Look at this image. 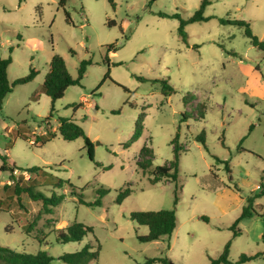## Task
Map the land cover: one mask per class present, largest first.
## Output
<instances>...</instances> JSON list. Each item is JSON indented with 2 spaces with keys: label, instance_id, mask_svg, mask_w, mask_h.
<instances>
[{
  "label": "rangeland",
  "instance_id": "1",
  "mask_svg": "<svg viewBox=\"0 0 264 264\" xmlns=\"http://www.w3.org/2000/svg\"><path fill=\"white\" fill-rule=\"evenodd\" d=\"M201 1L114 0L113 7L109 0H0V57H12L10 79L25 76L31 67L38 70L5 97L0 154L16 164V175L28 177L23 169L44 167L77 187L38 188L65 195L53 213L26 194L21 206L15 199L9 211L0 212V244L47 250L54 264H68L60 255L85 245L99 250L90 264H138L155 256H168L172 264H210L231 239L230 260L259 254L241 264H264V51L251 43L243 26L220 20H247L264 39V0H210L203 13L210 19L188 23L184 40L180 18L193 16ZM115 42L117 50L108 51ZM55 53L64 57L73 77L82 60L92 61L81 84L69 86L54 102L49 122L56 129L59 116L75 119L93 142L95 160L83 138L69 141L58 134L43 145L31 142L45 132L52 108L48 95L32 96ZM260 73L263 77L255 79ZM160 78L175 87L172 95H164L155 80ZM81 100L84 105L77 108ZM138 122L144 126L141 137L124 147ZM177 131L185 148L177 226L170 236L141 241L148 227L132 220L131 212L172 208L176 183H151L150 169L143 171L138 163L140 152L148 144L155 153L153 167L169 164ZM6 182L10 172L0 170V198ZM127 186L132 192L119 203ZM102 190L107 192L101 195ZM261 190L252 216L238 223L242 233L233 237V222ZM80 193L101 204L81 203ZM73 221L92 226L93 232L81 241L58 242L56 228Z\"/></svg>",
  "mask_w": 264,
  "mask_h": 264
},
{
  "label": "trees",
  "instance_id": "2",
  "mask_svg": "<svg viewBox=\"0 0 264 264\" xmlns=\"http://www.w3.org/2000/svg\"><path fill=\"white\" fill-rule=\"evenodd\" d=\"M155 1V0H152ZM62 0L61 3H63ZM111 5L114 7V0H109ZM210 4V0H202L199 9L188 19L180 18L179 33L184 40L187 39V32L185 26L188 23L196 21H204L210 19V17L204 16V9ZM171 17H178V14H173ZM222 23L236 24L245 28V34L250 38L251 43L260 50L264 51V39H260L251 29L250 22L244 19H220ZM67 21L72 23V19L67 12ZM113 22H111L112 24ZM117 42L111 43L107 46L108 51L115 52L117 50ZM109 62V58L107 57ZM12 62V57H0V111L3 109L5 97L11 93L14 88L19 84L27 83L34 79L38 70L34 67L30 68V72L25 76L18 77L14 80L10 79L9 66ZM92 64L91 59H84L80 62L78 67L77 76L73 77L68 71L66 61L60 54L55 53L49 62L48 71L45 74L44 81L39 88L37 93H34L32 98L38 99L40 94L48 95L52 100V108L50 115L44 120L46 122V130L42 134L36 135V140L33 144H46L52 139L56 138L57 135H61L65 140L73 141L78 138H83L86 146L88 147L89 157L91 160L94 159V145L91 138L87 135L85 129L75 119L67 116H59V124L56 129H53L49 120L53 116L54 102L62 98L65 95L66 90L71 85H80L81 80L86 74L88 65ZM107 73L106 77H109ZM137 76V75H136ZM140 81H146V77L137 76ZM157 82L162 84V90L164 95L169 96L175 92V87L166 78L155 79ZM185 102H189V97H185ZM84 102L81 100L77 103L76 107H82ZM119 113V111H114ZM145 113L140 114V119L143 121ZM143 124L136 123L135 131L129 141L123 143L124 147H129L132 141L138 140L143 133ZM254 125H250L249 130L251 131ZM18 135L23 136L18 133ZM244 136L241 139V143L245 139ZM203 144L206 146L205 140L201 138ZM173 145V158L169 164L158 165L153 167V159L155 157L154 149L145 144L140 152V156L143 160H139L138 163L143 171L149 170L151 183H156L162 179L171 180L176 183L175 186V198L172 208H163L159 210H139L133 211L130 214L132 220L136 221L139 225H145L148 227V232L145 235L139 236L141 241H153L158 240L164 236H170L177 226V212L176 205L178 202L177 188H178V177L180 175V159L182 152L185 148L180 141V133L176 132L175 136L171 140ZM227 162L228 161H224ZM228 167V165H227ZM18 169L15 163H11L7 154H0V170L10 172V182L3 184L4 196L0 198V212H7L11 208L13 201L16 199L18 204L21 206V196L26 194L33 201H41L42 209L46 213H53L54 209L60 205L64 198V194L53 193L51 195L46 194L44 191L38 189L41 186L51 185L57 188H62L69 184L73 188H77L72 185L68 180L58 177L53 172L46 170L44 167L33 166L30 168L23 169L29 173L28 177L23 174L16 175L15 171ZM107 191L102 190L101 195H104ZM132 192V188L127 186L125 189L120 191L117 201L122 202ZM263 190L255 193L248 200V204L243 208L239 217L235 219L231 228L233 230V237H236L242 233V229L238 227V223L241 219L251 217L254 210L253 203L254 198L260 196ZM80 202L88 205H100V199L94 203L87 202L83 199V194L80 193ZM206 221L208 219L204 217ZM34 224H30L27 227V231L33 229ZM56 240L61 243H67L71 241H81L89 233L93 232V227L83 222L73 221L62 228H56ZM38 238V241L42 242V238ZM232 240L230 239L224 246L222 253L216 258H210V264H241L251 259L256 258L259 254L248 255L242 253L236 261L229 259V250ZM99 256V250H92L91 245H85L81 249L72 252H65L60 255V259L68 264H90L92 260L97 259ZM54 257L48 253L47 250H39L35 253L21 251L15 248H11L8 245L0 244V264H54ZM157 261L163 264H172L171 258L168 256H155L147 258L144 262L138 264H153Z\"/></svg>",
  "mask_w": 264,
  "mask_h": 264
},
{
  "label": "crops",
  "instance_id": "3",
  "mask_svg": "<svg viewBox=\"0 0 264 264\" xmlns=\"http://www.w3.org/2000/svg\"><path fill=\"white\" fill-rule=\"evenodd\" d=\"M254 77H255V76H254ZM261 77H263V76H262V73L257 74L256 77H255V79H258V80H259V79H261ZM33 141H34V140H31V142H33Z\"/></svg>",
  "mask_w": 264,
  "mask_h": 264
}]
</instances>
